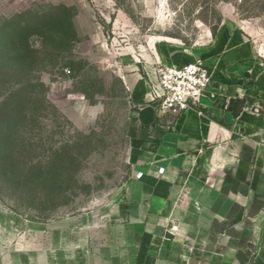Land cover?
I'll return each mask as SVG.
<instances>
[{"label":"rangeland","instance_id":"obj_1","mask_svg":"<svg viewBox=\"0 0 264 264\" xmlns=\"http://www.w3.org/2000/svg\"><path fill=\"white\" fill-rule=\"evenodd\" d=\"M240 1L0 0V30L46 19L68 37L52 57L42 32L25 30L38 49L27 77L34 100L14 144L29 172L22 188L0 175V205L46 225L49 237L61 231L66 248L100 249L134 171L138 105L125 81L148 94L164 65L239 61L251 71L241 69L239 81L252 76L264 93V0Z\"/></svg>","mask_w":264,"mask_h":264},{"label":"crops","instance_id":"obj_2","mask_svg":"<svg viewBox=\"0 0 264 264\" xmlns=\"http://www.w3.org/2000/svg\"><path fill=\"white\" fill-rule=\"evenodd\" d=\"M237 64L211 68L200 103L177 117L125 81L138 109L121 220L100 249H69L61 231L49 237L0 205V264H264V93Z\"/></svg>","mask_w":264,"mask_h":264},{"label":"trees","instance_id":"obj_3","mask_svg":"<svg viewBox=\"0 0 264 264\" xmlns=\"http://www.w3.org/2000/svg\"><path fill=\"white\" fill-rule=\"evenodd\" d=\"M240 3L244 5L246 0ZM56 23L44 19L29 22L22 30L14 27L0 30V90H4L0 92V175L6 177L10 187L22 188L29 172L18 164L14 144V136L25 119L28 104L34 100L28 90L31 83L27 77L36 62L38 49L28 42L25 30H40L45 43L43 52L53 57L68 42L67 35L60 32ZM7 83L11 85L5 89L3 84ZM241 106V101L235 103L234 116Z\"/></svg>","mask_w":264,"mask_h":264},{"label":"built area","instance_id":"obj_4","mask_svg":"<svg viewBox=\"0 0 264 264\" xmlns=\"http://www.w3.org/2000/svg\"><path fill=\"white\" fill-rule=\"evenodd\" d=\"M213 72L210 66L197 59L182 65H164L149 89V99L157 104L159 114L177 117L198 105L210 86ZM163 169H158L162 173ZM141 173L136 174L140 178Z\"/></svg>","mask_w":264,"mask_h":264}]
</instances>
